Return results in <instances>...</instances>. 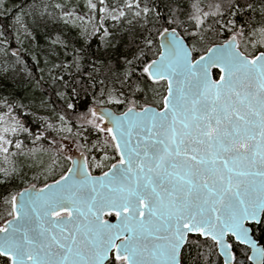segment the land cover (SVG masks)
<instances>
[{"label":"snow or ice","instance_id":"snow-or-ice-1","mask_svg":"<svg viewBox=\"0 0 264 264\" xmlns=\"http://www.w3.org/2000/svg\"><path fill=\"white\" fill-rule=\"evenodd\" d=\"M84 6L87 19L72 0L28 15L76 29L51 41L70 59L49 71L92 97L79 119L104 136L81 144L60 112L34 134L13 114L27 105L0 103V264H243L238 245L264 264V0Z\"/></svg>","mask_w":264,"mask_h":264},{"label":"trees","instance_id":"trees-1","mask_svg":"<svg viewBox=\"0 0 264 264\" xmlns=\"http://www.w3.org/2000/svg\"><path fill=\"white\" fill-rule=\"evenodd\" d=\"M58 2H62V0H7L8 7L12 8V12L6 15L4 14V10L0 9V33L3 36H0V103L7 98L13 104L20 103L27 105L28 107L24 109H16L13 114L34 134L43 131L42 122L39 119L40 116L47 117L49 122L59 127L57 113L65 114L70 124L81 125L79 128L73 127V132H79L78 139L81 138L83 141H88L90 143L88 147H90L92 143H96L100 139L98 133L89 127L86 128V125L79 124L77 120L80 116L87 114L88 108L94 106L92 97L85 95L82 90L77 95L71 92V87L64 86L65 82L68 85H72L74 83L73 77L59 70H55V72L49 71L53 63L70 59V57L64 56L63 50L52 45L51 41L58 34L67 33L71 36L75 34L76 29H71L60 22L52 23L51 20L39 21L34 24L33 16L28 15L29 13L34 14L45 4L49 5V11H54L51 5ZM72 2L80 5V7L75 9L77 14L83 15L87 19L86 13L88 15L90 13L84 6L86 0H72ZM107 2L111 3L113 0H107ZM208 2L209 0H204V3ZM212 2H217V0H212ZM18 13L22 14V19L31 31V36L25 35V29L20 26H18L17 30L13 28L14 17ZM247 15H250V13H241L235 17L238 27L247 18ZM110 25L111 22L109 21L107 26ZM228 35L225 31L223 35L214 36L213 39L215 42H221L227 39ZM98 44L99 40L94 39L92 42L93 50L97 48ZM54 47L57 55L52 56L50 53ZM13 52H16L17 55L13 56ZM46 60L48 63H45ZM5 66L8 68L6 73L3 71ZM88 70L91 71V69ZM52 75H63L64 79L52 83ZM41 76L44 79L41 80ZM76 79L78 80L80 77L76 76ZM37 81H39V85H37ZM57 92H63L64 97L58 96ZM148 97L149 102H151L150 93ZM40 99L47 101L45 107H38ZM144 100V97L140 98L139 103L141 106L144 105ZM66 102L73 103L74 109H66ZM25 112L29 114L25 116ZM85 128L86 132H84ZM25 143L31 147L30 140H25ZM98 154L95 153V155ZM25 171L28 172L29 177L32 176V170L25 169ZM37 186H42V184H38ZM23 187H27V184H24ZM3 206V200L0 198V214L3 213ZM255 237L260 243H264V234L257 231ZM234 252L243 261V264H251L244 255L245 252L248 255V250L243 245H238L234 249ZM213 259L218 260L219 264H222L223 259L221 257H213Z\"/></svg>","mask_w":264,"mask_h":264},{"label":"flooded vegetation","instance_id":"flooded-vegetation-1","mask_svg":"<svg viewBox=\"0 0 264 264\" xmlns=\"http://www.w3.org/2000/svg\"><path fill=\"white\" fill-rule=\"evenodd\" d=\"M226 40V39H225ZM224 41V40H223ZM223 41H221V42H223ZM221 42H216V43H221ZM214 78H216V77H214ZM153 106H156V105H153ZM121 111L123 110V109H120ZM78 121V123L79 124H83V125H85L84 123H83V121L82 120H80V119H78L77 120ZM87 126V125H86ZM91 128V129H93V130H95L94 128H92V127H90V126H87L86 128ZM86 128L84 129V132H86L87 130H86ZM96 131V130H95ZM97 132V131H96ZM98 133V132H97ZM98 136H99V138L100 139H102L103 138V136H104V134H102V133H98ZM79 142L81 143V144H83V145H85L86 144V146L88 147L89 145H90V143L88 142V141H83V140H81V138L79 139ZM93 144V143H92ZM83 150V149H82ZM102 154L101 153H99L98 155H96L97 156V158L99 159V157L101 156ZM105 170H107L106 168H105ZM93 174H99V170H97V171H95ZM50 182V181H49ZM114 222V221H113ZM244 246V245H243ZM247 250H248V248L246 247V246H244ZM222 260V259H221Z\"/></svg>","mask_w":264,"mask_h":264},{"label":"water","instance_id":"water-1","mask_svg":"<svg viewBox=\"0 0 264 264\" xmlns=\"http://www.w3.org/2000/svg\"><path fill=\"white\" fill-rule=\"evenodd\" d=\"M224 42V41H223ZM222 43V42H221ZM155 107V106H154ZM94 175H99V174H94ZM51 182V181H50ZM255 239L257 240V243L258 244H261L259 241H258V239L255 237ZM244 246H246L247 247V245H244ZM248 248V247H247ZM252 253H251V249L250 248H248V255H251ZM222 258V257H221ZM223 259V258H222ZM251 264H252V262L251 261H249Z\"/></svg>","mask_w":264,"mask_h":264},{"label":"rangeland","instance_id":"rangeland-1","mask_svg":"<svg viewBox=\"0 0 264 264\" xmlns=\"http://www.w3.org/2000/svg\"><path fill=\"white\" fill-rule=\"evenodd\" d=\"M13 28L17 30L18 29V25H16L15 23H13ZM0 36H2V35H0ZM3 208H4V206H3ZM0 210H1V207H0Z\"/></svg>","mask_w":264,"mask_h":264}]
</instances>
